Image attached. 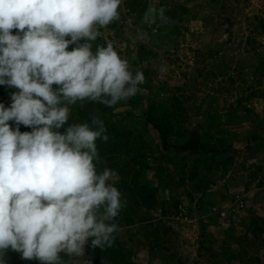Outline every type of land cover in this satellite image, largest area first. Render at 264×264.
Instances as JSON below:
<instances>
[{
	"label": "rangeland",
	"instance_id": "1",
	"mask_svg": "<svg viewBox=\"0 0 264 264\" xmlns=\"http://www.w3.org/2000/svg\"><path fill=\"white\" fill-rule=\"evenodd\" d=\"M130 1L122 0L117 10L119 20L104 28L96 26L100 35L90 43L95 53L97 45L111 42L118 55L128 60L131 70L143 72L146 82L138 86L134 106L127 102L117 103L105 110V116H109L111 122L121 121L122 125L131 126L136 132H144L146 126L141 116L146 104L153 100L160 104L162 110L169 103L166 98L180 94V91L184 93L180 100L186 112L178 123L173 121L180 134H170V141L181 142L191 130H196L211 146L224 148L232 142L231 148L237 151L233 152L234 158L230 162L223 159L233 149L217 153L214 157L217 165L212 170L207 168L206 157L196 153L181 158L172 150V156L164 158L162 164L148 157L151 168H143V181L154 187L157 198L170 199L168 205L171 208L167 214H163L159 207L148 212L153 222H158L162 228L169 227L162 238L171 240L165 242L166 248L150 251L146 231H138L141 221L121 226L118 234L124 236L127 229L132 235L131 243L134 244L136 239L143 243L135 248V259L141 264H166L163 252L170 255L174 264L178 258L180 264H264V230L254 241L244 237L240 246L229 241L232 250L240 248L241 259L235 257L227 261L221 246L223 230L230 223H234L237 232L242 233L251 215L264 218V137L259 144L248 139L254 130L264 134V30L260 26V22H264V0H149V5L159 7L163 1L168 7L177 9L181 14L179 17L184 18L179 21L180 32L177 35L171 23L142 24L143 15L138 19L136 6L131 9ZM183 7H186V17ZM16 31L13 29V34ZM229 36L231 40L226 42ZM83 42L81 39L80 43ZM74 46L70 44L67 50L71 51ZM213 49L216 52L210 58L208 56ZM165 63L168 72L161 74L157 68ZM177 86H182L181 90ZM17 90L0 85V103L9 107L10 93ZM213 99L215 117L224 120L226 115L222 112L229 107L235 109V117L230 123L221 125L217 120H206L203 112ZM198 101L202 103L200 113L195 107ZM68 107L70 113L76 109L75 104ZM130 110L135 116L133 119H129ZM147 128L153 138L154 151V144L160 147V139L154 128ZM218 137L227 139L218 141ZM195 157L201 158L196 170L208 172L203 178L210 181L205 191L193 186L195 180L189 175L193 171ZM140 167L137 164L135 169ZM113 171L115 183H120L122 178L132 179V172L126 176L116 169ZM181 174L185 175L184 181L180 180ZM173 199H179L176 207L172 205ZM141 210L145 211L144 206L136 214ZM84 247V256L60 253L63 264L89 261L91 246L86 243ZM15 258L8 249L5 259L11 261Z\"/></svg>",
	"mask_w": 264,
	"mask_h": 264
},
{
	"label": "clouds",
	"instance_id": "2",
	"mask_svg": "<svg viewBox=\"0 0 264 264\" xmlns=\"http://www.w3.org/2000/svg\"><path fill=\"white\" fill-rule=\"evenodd\" d=\"M121 2L0 0V85L19 90L10 93L9 107L0 103V264L9 248L23 259L63 264L60 253L84 256L89 238L92 248L114 245L126 200L114 171L97 169L96 141L109 140L107 128L95 115L65 125L68 105L111 107L146 82L111 42L92 51L96 26L119 20ZM166 12L151 4L141 23L168 25ZM157 71L167 73V64ZM20 125L32 130L21 132Z\"/></svg>",
	"mask_w": 264,
	"mask_h": 264
},
{
	"label": "trees",
	"instance_id": "3",
	"mask_svg": "<svg viewBox=\"0 0 264 264\" xmlns=\"http://www.w3.org/2000/svg\"><path fill=\"white\" fill-rule=\"evenodd\" d=\"M135 6L136 10L138 11L137 16L139 19L148 8L149 0H131V9H134ZM160 6H165L167 8L166 15L172 19L171 24L173 25L174 33L177 35L180 32L178 28L179 21H183L184 18L182 19L181 17H179L181 16V14H178L175 7H168L167 4L163 3V1L162 3H160ZM182 11L185 12L186 7H183ZM183 15L184 17H186V12ZM158 24L160 23L158 22ZM260 26L264 30L263 21L260 22ZM150 33H153L152 28H150ZM154 34L155 33H153V35ZM230 40L231 36L226 39V42H229ZM215 52L216 50H211L208 57L212 58ZM230 79L233 82L232 76H230ZM57 87V85L53 84L54 89ZM181 87L182 86H177V89L181 90ZM162 88L165 89L164 86H162ZM18 91L19 90L15 92ZM178 92L180 94H175L174 96L169 95L168 98H166L169 103L162 110L160 104L153 100L146 104L145 111L142 112L141 116L143 117L142 123L146 126V131H144L145 133L139 130H137L136 132L134 131L135 129L133 130L131 126L127 127V125H122L121 121L111 122L110 118H108L109 116H105L104 114L108 106H105L102 103L91 101H77L75 103L76 109L75 111L70 113L69 121L65 125V127H67L72 123H82L85 121H90V117L94 115L99 116L103 120L107 128L106 134L109 136V140L107 142H102L99 139L96 141L99 156L101 158V163L97 165L98 171H102L104 168H109L111 170L116 169L121 174H124L126 176L128 173L132 172V179L130 181H127L126 178H122L120 180V183H115V186L123 194L122 199L126 200V206L121 210L120 215L115 222L119 225L120 228L125 224H132L135 221H141L142 225L140 226L141 228L138 231H141V229L146 231L145 236L147 237V240L149 242L148 248L152 252L155 251L158 247H164L165 242L171 239L162 238L163 234L168 233L169 227L164 226L162 228V226L158 222H153L151 220L152 216L148 211L159 207L163 214H167L171 211V208L169 209L168 205V203H170V199L157 198L154 187L143 181V168H151V165L147 161V158L153 157V161L155 160L157 163L162 164L164 158L172 156V154H170L172 150L174 155L177 154L181 158H184L190 153H196L199 156L206 157V163H209V167L207 168L209 170H212L211 168L216 167L215 165H217L216 161H214V157L217 153L229 151L228 148H230L231 150L233 149L232 151H230L231 154H227V156L223 159L224 162H230L234 158L233 152L237 151L236 148H231L232 142H229L228 146H225L224 148H216L215 146H211L210 143L201 139L200 134L196 130H191L188 137L181 142H173L172 140L170 141V134H180V130L175 128L173 121L178 123L180 117L183 116V114L186 112L185 105L183 104V101L180 100L181 97L184 96V93H181L180 91ZM136 101L137 98L134 95L128 100L118 103L127 102L134 106ZM214 103V99L211 100V102L208 103V109L204 110L203 112L206 120L210 122L213 120H217L221 125L230 123V121H232L235 117V109L233 107H229V109L227 108L224 112H222L226 115L224 116L225 119L222 120L221 117H215V114L213 113ZM195 107L196 112L200 113L202 111L201 101H198ZM246 109L249 110V108L247 107ZM128 114H130L129 119L135 118L132 110H130ZM8 123L10 127H15L13 121ZM148 126L154 128L157 131L160 139L161 145L160 147H158L159 145L154 144V151H152L153 138L149 133L150 130L149 128H147ZM19 130L21 132H30L32 129L27 126L20 125ZM58 131L63 133L65 131V128L62 127ZM263 137V133L259 132L258 130H254L250 133L248 139L252 142H258L259 144L262 141ZM217 139L218 141H225L227 138L224 140L223 138L218 137ZM156 150H158V152ZM200 160V157H195V160H193V171H191L189 175L193 176L195 180L193 182V186H195L197 189L205 191L204 189L208 187L210 181L208 179H203L208 174V172L203 173L196 170L197 167H199L197 165ZM137 164L141 167L135 169ZM156 168L157 170L159 169V167ZM184 179L185 175L181 174L180 180L184 181ZM173 200L174 202L172 203V205L176 207L179 199ZM200 202H202L201 199ZM142 206H144L145 211L141 210L140 214H136L138 209H140V207ZM247 225L248 226L242 233L237 232L234 223H230V225L223 230L224 240L221 243V246L226 252L225 259L227 261H230L235 257H238L239 259H241L242 257V255L239 254L241 251L240 248L238 249V251L232 250V244L229 241H235V243L240 246L244 237L248 241H254L255 239L259 238L264 230V218L260 217L259 215H251V217H249L248 219ZM161 228L163 229V231ZM126 232L124 236L119 235L118 232L115 233L116 239L112 247H105L103 249L98 247H91V256L89 255L90 264H141L135 259V248L140 245L141 242L139 239H136V241H134V244L131 243L132 235L128 233L127 229ZM90 239L91 238H89V244ZM127 239L130 240V243L127 242ZM199 241L201 243H204L203 239H199ZM142 244L143 243H141V245ZM10 250L16 256V258L11 261H8L6 259L7 264H42V262L36 259H23L20 253L12 249ZM244 252H246V250H244ZM163 257L166 264H174L171 261L170 255L167 256V254L163 252ZM256 259L258 260V258ZM180 263L181 260L180 258H178L177 264ZM224 264L229 263L225 262Z\"/></svg>",
	"mask_w": 264,
	"mask_h": 264
}]
</instances>
